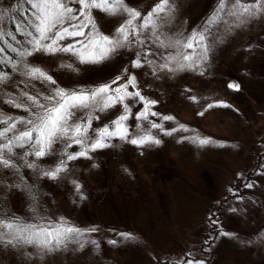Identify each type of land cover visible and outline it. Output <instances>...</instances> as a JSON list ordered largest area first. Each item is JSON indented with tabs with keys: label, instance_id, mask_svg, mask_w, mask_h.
<instances>
[{
	"label": "rangeland",
	"instance_id": "374dc122",
	"mask_svg": "<svg viewBox=\"0 0 264 264\" xmlns=\"http://www.w3.org/2000/svg\"><path fill=\"white\" fill-rule=\"evenodd\" d=\"M154 2L127 0L130 6L145 11ZM250 2L253 0H242ZM217 3L174 0V21L166 34L191 32L197 19L190 15L207 12L208 18ZM10 5L13 9L18 5L21 12L29 6L24 0H0V27L5 33L19 22L16 11H9ZM92 15L105 33L117 23L116 18L98 10ZM232 19L225 17L214 27L218 39L209 62L201 69L203 75L160 73L157 78L147 65L131 69L141 94L158 101L151 108L158 115H150L149 120L161 127L149 132L159 144L138 147L113 139L116 147L92 152L91 159L69 162L72 171L57 181L38 179L30 169L21 168L31 195L10 191V174L0 168V216L31 221L34 214L54 215L78 228L95 229L81 238L83 248L70 244L39 253L28 245H2L0 264H184L191 258L205 264H264V14L229 30ZM134 56L130 51L103 66L77 65L78 72L60 67L66 59L62 54H36L30 60L61 87L71 88L115 76ZM21 80L13 74L14 82ZM14 82L4 85V91L19 95L21 89ZM229 84L238 88H229ZM25 85L29 91L35 90L33 85L43 90L39 81H25L21 88ZM7 99L0 96V113L4 114L0 118L25 115ZM142 107L139 104L132 110L139 112ZM121 111L117 105L98 113L100 119L92 126L101 128ZM126 123L130 133H143L136 128L134 117ZM185 137L209 143L200 145ZM79 150L78 145L69 149ZM41 163L52 165L55 158L46 157ZM74 180L81 185L83 198L74 191ZM213 218L218 224L210 222ZM220 232L233 235L220 236ZM120 233H130L133 239L125 240ZM112 240L117 243H109Z\"/></svg>",
	"mask_w": 264,
	"mask_h": 264
},
{
	"label": "snow or ice",
	"instance_id": "6c2138e0",
	"mask_svg": "<svg viewBox=\"0 0 264 264\" xmlns=\"http://www.w3.org/2000/svg\"><path fill=\"white\" fill-rule=\"evenodd\" d=\"M24 3L29 6L23 12L18 5L15 9L9 6V11L15 10L19 18L14 29L5 33L0 27V96H7L8 104L25 113L0 118V168L10 174V191L22 190L30 195L32 189L21 168L30 169L38 179L57 181L62 174L72 171L69 162L82 157L91 159L92 152L116 147L111 143L113 139L138 147L159 144L160 140L149 132V129L161 127L149 120L150 115H158L151 111L158 101L141 94L137 76L131 69L147 65L150 74L157 78L160 73L199 72L203 75L201 69L209 62L218 39L214 27L225 17H231L230 30L264 14V0L250 3L218 0L217 7L199 28L170 36L166 30L174 21V0H155L147 11L130 6L127 0H24ZM93 10L116 18L117 23L109 32L101 31L92 15ZM2 16L0 13V19ZM130 51H134V58L129 57L115 76L100 83L71 88L61 87L30 60L36 54H62L66 59L61 60L60 67L78 72L77 65L103 66L113 57ZM13 74L23 80L14 82ZM25 81H39L43 90L35 85L32 86L34 91H29L27 85L21 88ZM9 82L21 89L19 95L4 91L3 86ZM129 87L133 90L129 91ZM228 87L238 88V85L229 84ZM139 104L143 105L142 109L134 113L133 107ZM117 105L122 111L115 119L101 128L92 126L94 120L100 119L98 113ZM3 116L0 113V117ZM133 117L138 121L136 128L143 129V133H130L126 122ZM185 139L200 145L209 143L207 139ZM74 145L80 150L69 151ZM46 157H54L55 163L44 166L41 161ZM72 183L74 191L83 198L81 185L75 180ZM245 187L252 185L246 184ZM210 222L218 224L214 218ZM92 231L95 229L78 228L66 218L54 215L39 217L34 214L31 221L17 216H0V246L28 245L39 253L53 252L70 244L83 248L81 238ZM119 235L125 240L133 239L130 233ZM219 235L233 234L220 232ZM109 243L116 244L117 241ZM184 264L205 262L191 258L185 259Z\"/></svg>",
	"mask_w": 264,
	"mask_h": 264
},
{
	"label": "trees",
	"instance_id": "16d2710c",
	"mask_svg": "<svg viewBox=\"0 0 264 264\" xmlns=\"http://www.w3.org/2000/svg\"><path fill=\"white\" fill-rule=\"evenodd\" d=\"M207 13V12H206ZM206 13H199V14H197V15H194V16H192V15H190L191 17L190 18H192L193 20L194 19H197L196 20V22H195V24L192 26V28H194V29H197V28H199L202 24H204L205 23V21H206V19H207V17H206ZM189 18V20H191L192 21V19H190ZM13 21V20H12ZM12 21H10V24H12ZM15 27V25L14 26H11L10 25V28H14Z\"/></svg>",
	"mask_w": 264,
	"mask_h": 264
},
{
	"label": "water",
	"instance_id": "95a60500",
	"mask_svg": "<svg viewBox=\"0 0 264 264\" xmlns=\"http://www.w3.org/2000/svg\"><path fill=\"white\" fill-rule=\"evenodd\" d=\"M137 79H138V78H137ZM121 83H123V81H122ZM103 126H104V125H103ZM103 126H102V127H103Z\"/></svg>",
	"mask_w": 264,
	"mask_h": 264
}]
</instances>
